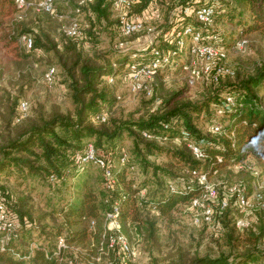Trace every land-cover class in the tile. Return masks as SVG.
I'll use <instances>...</instances> for the list:
<instances>
[{"label":"trees","instance_id":"16d2710c","mask_svg":"<svg viewBox=\"0 0 264 264\" xmlns=\"http://www.w3.org/2000/svg\"><path fill=\"white\" fill-rule=\"evenodd\" d=\"M180 1V10L184 12L185 9L186 12L191 8V13H178L174 15L175 20L166 16L165 23L158 31L162 34L158 45L140 51H122L118 58L111 61L100 54L90 57L79 51L85 39H93V27L88 33L85 32L82 41L62 32L68 39L63 44L65 71L78 109L75 115L57 113L49 118L41 117L38 123L31 124L0 148V200L20 221L9 241L4 247H0V264H61L66 257L65 264H77L78 256L72 253L68 257L67 253L73 250V244H85L89 237H92V253L90 252L89 259L92 255H99L100 248L103 247L114 253V259L119 261L118 245L110 249L107 243L109 232L105 225V211L112 205L118 204L121 210L122 232L127 235L128 229L125 225L128 219L141 231L144 210L166 215L179 203L189 202L192 205L193 200L205 191L206 182L201 179L202 175L211 178L229 165L245 163L246 168L239 169V172L249 175L252 181L241 179L239 185L247 189V195L252 185L264 177V63H260L253 72L237 71L234 75L230 74L231 71L225 72L217 80L213 77L216 73L214 68L207 74V79L214 85V89L204 100H181L178 98L180 94L176 92L162 99V108L148 118L134 121L111 119L113 92L109 87L121 83L123 78L132 72L131 63H137L141 67L152 62L155 58L154 48L169 53L170 60L157 71L151 101H157L156 91L172 70L187 71L192 67L195 58L191 51L193 42L190 41L188 46L180 48L176 33L169 35L175 28L192 25L195 29H201L202 44L221 46L226 52L223 34L213 28L219 16L227 17L231 23L238 26L241 36L236 43L239 49L248 45L247 35L264 34V0ZM152 2L157 14L149 21L151 23L158 17L161 18L160 5L165 7L167 0H141L131 11L144 13ZM111 4L112 0H93L85 8L95 14L97 19L109 20L112 17ZM202 5L214 8V24L210 29L203 27L194 13ZM171 7H178L177 0H172ZM18 11L15 0H0V15L3 18L13 14L16 17ZM43 14L53 18L52 15ZM177 17H180L179 20ZM23 20L25 18L14 21ZM115 23L118 37L124 38L116 19ZM12 30H17L16 24ZM121 38L119 40H126ZM11 39L15 40L17 36ZM33 40V49L40 47L57 51V46L59 47V44L53 42V46H50L51 40L47 45L38 35ZM243 41L245 44L241 48L239 44ZM220 62L218 61L219 64ZM109 76L114 77L113 82L109 81ZM223 77H229L224 85ZM220 85L224 90H221V87L217 89ZM114 97V102L121 100L120 95L115 94ZM229 98L233 101L230 102ZM101 114H107L105 121L96 120V116ZM202 117L207 118L206 128L199 125L203 122L200 119ZM215 126H219L221 131H214ZM124 134L133 138L134 158L140 165L152 169V180L147 177L149 183L146 185L152 184L154 189L144 195L141 192L146 189V185H136L126 175L127 169L135 168L136 163L131 160V155L129 156L124 146L117 147ZM90 143L94 145L97 157L106 162V168L94 162L81 168L76 162L77 153L84 152ZM191 144L198 146L203 155L193 150ZM117 153L120 154L121 167H117L113 162V156ZM151 155H160L163 159L155 163L149 159ZM91 165L102 172L101 191H95L85 179L78 188V194L72 199L61 202L51 198L47 203L50 212L61 216L63 222L46 233L35 229L38 228L36 220L23 210L24 205L18 203L15 195L10 194L2 185L3 178L14 176L22 184L26 183L27 187L28 181L36 179L57 192V189L67 183L70 174L80 175L87 172ZM107 168L116 180L111 188L106 186ZM25 199L27 200V197ZM223 214H226V210ZM82 224L85 225L79 227ZM148 229L153 233L151 227ZM36 235L44 237V241L37 240ZM261 237L262 231H251L248 240L252 248L235 259L221 254L216 257H195L190 264H264V251L257 245ZM61 239L66 247L62 246Z\"/></svg>","mask_w":264,"mask_h":264},{"label":"rangeland","instance_id":"374dc122","mask_svg":"<svg viewBox=\"0 0 264 264\" xmlns=\"http://www.w3.org/2000/svg\"><path fill=\"white\" fill-rule=\"evenodd\" d=\"M167 2L165 7L160 5L161 18L158 17L159 19L157 18L151 23L148 22L141 33L129 38L118 37L119 32L115 18L99 20L95 14L85 8V13L81 15L85 32L92 27L95 30H93V34L91 33L93 39H85L79 51L90 57L100 54L111 61L118 58L122 53L121 49L116 47L119 38L130 42L129 51H140L148 49L152 45H158L162 39L160 38L162 34L158 31L165 23L166 16L170 17V20H175L176 16L174 15L178 13L180 15L191 13V8L186 12L185 9L184 12L180 10V0H177L178 7L176 8L171 7L172 0H167ZM57 6L60 12L65 11L61 0H57ZM224 17L219 16L216 26L213 27L212 25L211 27L223 34L228 58L221 61L220 64L213 63V68L222 65L227 72L231 71L230 74L237 71L253 72L260 63H264V34L252 33L247 35L248 45L244 49H239L236 42L241 36L240 30L237 25ZM179 18L177 17L178 20ZM14 20L15 14L6 18L0 15V148L16 138L31 124L38 123L41 117L49 118L57 113L75 115L78 109L65 71L66 57L63 53V44L68 39L60 30L63 22L56 17L51 19L49 16L32 9L27 12L25 20L20 22ZM15 24L17 30H12ZM148 27L153 28V30L150 31ZM182 28V26L175 28L169 35L172 36ZM25 34L32 35L33 39L38 35L47 45L51 40L50 46H53V42L59 44V47L57 46V51L52 50V48L50 50L40 47L28 50L21 39ZM14 36H17V39H11ZM184 38V47H186L192 39L190 36ZM164 54L167 53L164 52ZM198 57L196 56V68L202 71L201 76H195L192 72L193 68H188L187 71L172 70L156 91L157 98L160 100L151 101L153 97L151 93L156 82L155 76L150 78L146 75L142 76L140 82L143 83V88L139 91L133 90L130 74L125 76L121 83L109 87L110 91L113 92L111 96L113 107H110L113 111L111 119L134 121L140 118H148L162 108L164 105L161 102L162 99L164 100L176 92L180 94L179 99L186 101L197 102L207 98L214 89V85L207 79V74L213 69L210 68L207 71V66L212 61L205 57ZM53 65L57 68V75L54 83L49 84L45 81V74L47 69ZM228 78L223 77L222 85L227 83ZM222 85L218 86L217 89ZM221 90L224 88L221 87ZM115 94L121 96L119 102H114ZM21 101H27L29 105L24 115L21 113ZM200 119L203 122H200L199 125L206 128L207 118L202 117ZM121 146L126 148L129 156L131 155V160L136 163L135 168L127 169L128 179L140 186L149 183L148 178L152 180L153 177L152 169L146 165H140L139 161L134 158L133 138L124 134L117 147ZM119 157V153L113 156V162L117 167H121ZM149 159L159 163L163 157L151 155ZM70 175L67 183L59 190L57 189V192L36 179L28 181L27 187L26 183L22 184L14 176L9 179L3 178L2 185L10 191V194L15 195L17 202L24 205L23 210L36 220L38 228L35 229L46 233L53 227H59L63 222L61 216L50 212L47 203L51 198L61 202L72 199L78 194V188L85 179L95 191L102 189V172L97 167L91 165L87 172L80 175L76 173ZM250 178L249 175L239 172L238 164L229 165L215 173L211 178L207 177L209 189L205 187V191L197 198H200L205 205L212 207L213 219H215L212 224L203 219V207L194 208L189 202L179 203L171 213L166 215L156 211H142L141 231L128 219L125 225L128 229L127 235L135 251H137V259L133 264H190L195 257H216L221 254L230 257V259H235L247 249L252 248L248 240L251 231H262V237L257 245L259 249L264 251V210L257 207L255 199L258 181L248 190L252 206L245 210L237 204L236 195L232 194V188L240 186L239 181L241 179L249 181ZM146 189H142V195L149 190L152 191L154 187L149 184V186L146 185ZM225 210L226 214H223ZM238 221H242L244 226L240 227ZM218 223L221 227L218 226ZM147 227H151L153 233L149 232ZM245 227V230H249L245 231ZM35 237L39 241H44V237L38 235ZM89 238L85 244H73V250L68 252L67 256L70 257L72 253L73 255L76 254L78 256L77 264L117 263L118 260L114 259V253L105 248H100V254L92 255L93 257L89 259L90 252L92 253V245L90 244L92 237ZM116 253L117 251L115 255ZM117 255L121 258L119 252ZM65 259L61 264L66 263Z\"/></svg>","mask_w":264,"mask_h":264},{"label":"built area","instance_id":"2783aa9c","mask_svg":"<svg viewBox=\"0 0 264 264\" xmlns=\"http://www.w3.org/2000/svg\"><path fill=\"white\" fill-rule=\"evenodd\" d=\"M19 11L15 17L16 20H22L26 17L27 12L32 9L38 13H47L56 17L62 21L61 30L67 36L82 41L85 38V26L83 24L81 15H83V9L93 0H61L65 11L60 12L57 6V0H15ZM141 0H112L111 12L112 17L116 19L118 23L119 31L124 38L132 37L133 35L141 33L145 28L146 24L155 17L157 14V9L153 2L144 11V13H134L131 11L132 7L139 3ZM197 20L203 24V27H211L214 24L215 11L213 6L202 5L194 11ZM88 26V25H87ZM150 31L153 28L148 27ZM176 38L178 39V44L180 48L185 45V36H190L193 42L191 47L192 54L194 55V60L192 62V72L195 76H201L202 71L196 68V56L205 57L206 59L212 61L211 64L207 66V71L213 68V63H218V61L227 60V52L224 47L212 46L202 44L203 33L201 29H195L192 25H186L182 30L176 31ZM22 41L24 46L31 50L33 49V37L31 35H23ZM245 41L241 42L239 45L242 48ZM116 47L121 49V51H126L131 47L130 42L127 40H119L116 43ZM155 58L152 62L147 63L143 66H139L137 63H131L130 67L132 72L130 73V78L132 79V86L134 91L142 90L143 83L140 82L142 76L152 77L156 76L158 69L168 63L170 60L169 53L164 54L158 48H154ZM197 54V55H196ZM136 56L137 54L134 53ZM198 57V58H199ZM115 65V64H114ZM212 66V67H211ZM216 73L213 76L214 79H218L220 75L227 72V70L222 66H216ZM214 69V68H213ZM212 69V70H213ZM210 70V72L212 71ZM209 72V73H210ZM57 75V69L55 67H50L45 74V81L49 84H53ZM109 81L113 82L114 77L109 76ZM151 91L149 90V93ZM232 102V98H229ZM29 105L27 101H21V113L24 115L28 110ZM107 114H101L96 116V120L105 121ZM213 130L220 132L221 128L219 126L213 127ZM146 136L151 137L148 133ZM193 150H195L201 156L203 155L200 148L194 144L190 145ZM76 162L85 168L88 163H97L100 167L106 168V162L97 157L95 147L92 143L88 144L84 152H79L75 156ZM245 163L238 164L239 169L246 168ZM105 176L107 178L106 186L111 188L115 183V178L112 176L110 170L107 168L105 170ZM201 179L206 182V187L209 189L208 180L206 175H202ZM209 192V190H207ZM232 194L236 195L237 204L242 208L252 206L250 203L249 196L246 194V189L244 186H235L232 188ZM255 199L257 207L264 210V179L258 181L257 192L255 193ZM192 207L200 208L203 207V219L207 223H214V211L209 205H205L200 198L193 200ZM226 205V203H223ZM121 210L118 204L112 205L105 212V225L109 232V237L107 239L108 247L110 249L115 248L118 245L119 253L121 255L120 260L116 264H133L137 259V251H135L131 242L129 241L127 235L122 232V222H121ZM240 227L244 226L242 221L237 222ZM20 225L19 218L15 213L10 211L7 206L0 200V247H4L9 241L11 235L15 232L17 227ZM220 226V223H218ZM62 246L66 247L64 240L61 239ZM103 249V247L101 248Z\"/></svg>","mask_w":264,"mask_h":264}]
</instances>
